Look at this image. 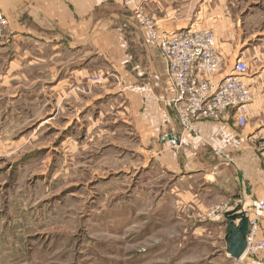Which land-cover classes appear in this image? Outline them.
Returning <instances> with one entry per match:
<instances>
[{
    "label": "crops",
    "instance_id": "0c3cea01",
    "mask_svg": "<svg viewBox=\"0 0 264 264\" xmlns=\"http://www.w3.org/2000/svg\"><path fill=\"white\" fill-rule=\"evenodd\" d=\"M140 2L162 31L207 28L215 33L224 59L216 80L239 59L249 64L246 82L253 96L245 128L230 111L219 121H196L183 133L160 50L123 0H0L9 20L7 36L0 40L3 138L9 130L24 129L25 121L61 131L62 139L71 130L78 135L94 130L96 136L114 137L111 146L122 149L125 137L127 151L141 157L143 171L157 168L171 175L174 191L190 201L205 206L229 200L227 211L250 218L253 201L264 195V155L258 150V131L264 127L263 4ZM98 75L99 83H86ZM167 135L176 138V147ZM211 143L231 154L233 164L216 163ZM16 144L22 148L20 141ZM227 232L226 222L228 253Z\"/></svg>",
    "mask_w": 264,
    "mask_h": 264
},
{
    "label": "rangeland",
    "instance_id": "374dc122",
    "mask_svg": "<svg viewBox=\"0 0 264 264\" xmlns=\"http://www.w3.org/2000/svg\"><path fill=\"white\" fill-rule=\"evenodd\" d=\"M253 1L264 14V0ZM21 125L6 139L0 132V264L264 263V251L239 260L226 252V219L212 220L208 210L229 200L190 201L171 175L143 171L125 137L122 149L94 130H71L63 140L61 131ZM208 147L216 163L233 164L222 147Z\"/></svg>",
    "mask_w": 264,
    "mask_h": 264
},
{
    "label": "built area",
    "instance_id": "2783aa9c",
    "mask_svg": "<svg viewBox=\"0 0 264 264\" xmlns=\"http://www.w3.org/2000/svg\"><path fill=\"white\" fill-rule=\"evenodd\" d=\"M123 3L138 24L149 31L153 43L160 50L173 92L171 104L183 130L192 131L196 121L222 120L230 111L235 112L237 124L245 127L253 96L246 82L249 64L239 59L229 74L216 80L224 59L216 48V35L211 29L162 31L140 0H123ZM8 26L9 20L0 8V40L6 38ZM167 138L171 144L177 143L176 138ZM258 150L264 155V127L258 131ZM228 208L227 204L214 205L208 210V215L212 220H219ZM263 218L264 195L253 201L244 256H258L264 251V237L260 234Z\"/></svg>",
    "mask_w": 264,
    "mask_h": 264
},
{
    "label": "water",
    "instance_id": "95a60500",
    "mask_svg": "<svg viewBox=\"0 0 264 264\" xmlns=\"http://www.w3.org/2000/svg\"><path fill=\"white\" fill-rule=\"evenodd\" d=\"M224 217L228 224L227 251L231 257L239 260L244 256L247 247L249 217L245 213H236L229 210H226Z\"/></svg>",
    "mask_w": 264,
    "mask_h": 264
}]
</instances>
